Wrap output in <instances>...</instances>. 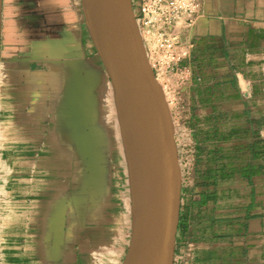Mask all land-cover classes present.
I'll return each mask as SVG.
<instances>
[{
  "label": "crops",
  "instance_id": "0c3cea01",
  "mask_svg": "<svg viewBox=\"0 0 264 264\" xmlns=\"http://www.w3.org/2000/svg\"><path fill=\"white\" fill-rule=\"evenodd\" d=\"M169 31L194 163L174 264H264V0H202ZM131 221L86 0H2L0 264H123Z\"/></svg>",
  "mask_w": 264,
  "mask_h": 264
},
{
  "label": "water",
  "instance_id": "95a60500",
  "mask_svg": "<svg viewBox=\"0 0 264 264\" xmlns=\"http://www.w3.org/2000/svg\"><path fill=\"white\" fill-rule=\"evenodd\" d=\"M86 3L93 39L113 87L128 169L132 221L123 264H174L183 185L169 102L149 62L133 1Z\"/></svg>",
  "mask_w": 264,
  "mask_h": 264
},
{
  "label": "built area",
  "instance_id": "2783aa9c",
  "mask_svg": "<svg viewBox=\"0 0 264 264\" xmlns=\"http://www.w3.org/2000/svg\"><path fill=\"white\" fill-rule=\"evenodd\" d=\"M134 10L144 43L147 39L151 43H145L149 62L156 77L165 79L187 55L169 29L182 19L194 25L201 16L202 0H140Z\"/></svg>",
  "mask_w": 264,
  "mask_h": 264
},
{
  "label": "rangeland",
  "instance_id": "374dc122",
  "mask_svg": "<svg viewBox=\"0 0 264 264\" xmlns=\"http://www.w3.org/2000/svg\"><path fill=\"white\" fill-rule=\"evenodd\" d=\"M161 84L164 87V91L169 102L174 124L176 130V142L178 146L180 164L182 169V190L187 196L190 194L189 189L192 187V170H193V152L190 142V138L186 133L184 122L186 113L184 111V98L181 97V94L178 91L171 90L169 86H166V83L163 80H160Z\"/></svg>",
  "mask_w": 264,
  "mask_h": 264
},
{
  "label": "bare ground",
  "instance_id": "6f19581e",
  "mask_svg": "<svg viewBox=\"0 0 264 264\" xmlns=\"http://www.w3.org/2000/svg\"><path fill=\"white\" fill-rule=\"evenodd\" d=\"M158 79V78H157ZM163 80V79H162ZM158 81L160 82V80L158 79ZM160 84H161V82H160ZM162 85V84H161ZM163 86V85H162ZM164 88V87H163ZM129 103H132V101L131 100H129Z\"/></svg>",
  "mask_w": 264,
  "mask_h": 264
}]
</instances>
